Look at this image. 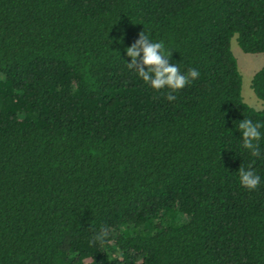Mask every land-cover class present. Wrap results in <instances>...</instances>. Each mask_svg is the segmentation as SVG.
<instances>
[{"label":"trees","instance_id":"obj_1","mask_svg":"<svg viewBox=\"0 0 264 264\" xmlns=\"http://www.w3.org/2000/svg\"><path fill=\"white\" fill-rule=\"evenodd\" d=\"M144 29L200 72L174 101L126 66ZM235 36L264 53V0H0V264H264Z\"/></svg>","mask_w":264,"mask_h":264},{"label":"clouds","instance_id":"obj_2","mask_svg":"<svg viewBox=\"0 0 264 264\" xmlns=\"http://www.w3.org/2000/svg\"><path fill=\"white\" fill-rule=\"evenodd\" d=\"M126 56L130 61L126 62L129 70L134 71L145 85L153 90L167 91V99L174 101L173 93L183 90L192 81L200 76L196 68L182 71L177 63L170 62L169 53L163 41L154 40L145 29L139 34L138 39L125 49ZM264 110V108H262ZM240 133V147L252 157L259 158L261 141L264 140V121L244 118L235 124ZM262 177L251 166H241L238 171V183L241 187L253 191L261 185ZM108 236V230L102 229L97 239L104 243Z\"/></svg>","mask_w":264,"mask_h":264},{"label":"rangeland","instance_id":"obj_3","mask_svg":"<svg viewBox=\"0 0 264 264\" xmlns=\"http://www.w3.org/2000/svg\"><path fill=\"white\" fill-rule=\"evenodd\" d=\"M231 47L243 78L242 96L244 101L255 110L262 111L264 101L256 96L252 82L255 74L264 67V53L247 54L243 52L239 46L237 36L233 38Z\"/></svg>","mask_w":264,"mask_h":264}]
</instances>
